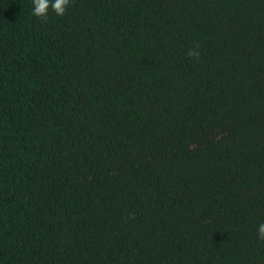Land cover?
<instances>
[{
	"label": "trees",
	"instance_id": "trees-1",
	"mask_svg": "<svg viewBox=\"0 0 264 264\" xmlns=\"http://www.w3.org/2000/svg\"><path fill=\"white\" fill-rule=\"evenodd\" d=\"M33 7L0 0V264H264V0Z\"/></svg>",
	"mask_w": 264,
	"mask_h": 264
},
{
	"label": "clouds",
	"instance_id": "clouds-1",
	"mask_svg": "<svg viewBox=\"0 0 264 264\" xmlns=\"http://www.w3.org/2000/svg\"><path fill=\"white\" fill-rule=\"evenodd\" d=\"M32 3L34 5L32 14L37 18H41L43 22H46L50 8L57 16L65 15L66 9L70 5V0H32ZM187 55L190 57H198L199 52L196 49H190ZM257 238L264 241V222L258 225Z\"/></svg>",
	"mask_w": 264,
	"mask_h": 264
}]
</instances>
